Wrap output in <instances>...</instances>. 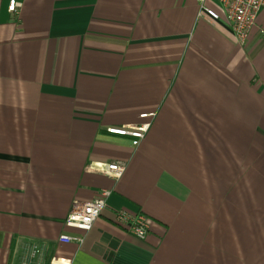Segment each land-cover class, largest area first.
<instances>
[{
	"label": "crops",
	"instance_id": "obj_1",
	"mask_svg": "<svg viewBox=\"0 0 264 264\" xmlns=\"http://www.w3.org/2000/svg\"><path fill=\"white\" fill-rule=\"evenodd\" d=\"M16 1L0 0V264H264V6L241 43L198 0ZM150 111L137 146L107 131ZM102 189L83 240L60 241Z\"/></svg>",
	"mask_w": 264,
	"mask_h": 264
},
{
	"label": "built area",
	"instance_id": "obj_2",
	"mask_svg": "<svg viewBox=\"0 0 264 264\" xmlns=\"http://www.w3.org/2000/svg\"><path fill=\"white\" fill-rule=\"evenodd\" d=\"M199 14H205L209 20L216 21L222 16L230 25L236 38L241 43L247 41L251 29L256 25L258 15L264 6V0H198ZM20 3L16 0H10L8 9L17 12ZM264 31V30H263ZM156 112H142L139 114L141 121L135 124L121 126H109L107 131L118 135H128L131 137L133 146H137L145 137L150 129ZM99 169L107 172L110 176L117 179L125 170V164L121 162H106L99 166ZM110 190L102 189L98 196L90 201L81 202L74 200L70 211L68 212L64 224L68 228H74L81 232L78 235L62 233L59 240L62 242L75 241L80 243L83 240V234L87 232L94 224L106 206V198ZM115 221L122 225L134 236L145 239L148 232L149 219L142 213H133L125 209L115 212ZM37 252L33 250V254ZM53 264H68L65 258H52Z\"/></svg>",
	"mask_w": 264,
	"mask_h": 264
}]
</instances>
